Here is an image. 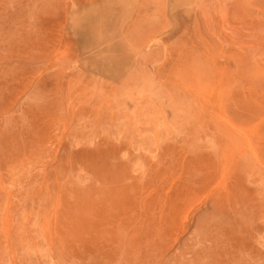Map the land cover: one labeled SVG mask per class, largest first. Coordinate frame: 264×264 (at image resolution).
Returning <instances> with one entry per match:
<instances>
[{
    "label": "rangeland",
    "instance_id": "1",
    "mask_svg": "<svg viewBox=\"0 0 264 264\" xmlns=\"http://www.w3.org/2000/svg\"><path fill=\"white\" fill-rule=\"evenodd\" d=\"M188 1L0 0V264H264V0Z\"/></svg>",
    "mask_w": 264,
    "mask_h": 264
},
{
    "label": "bare ground",
    "instance_id": "2",
    "mask_svg": "<svg viewBox=\"0 0 264 264\" xmlns=\"http://www.w3.org/2000/svg\"><path fill=\"white\" fill-rule=\"evenodd\" d=\"M116 1V0H115ZM176 1H178V0H176ZM188 1V0H187ZM112 2V1H111ZM189 2V1H188ZM189 4V6H190V3H188ZM90 6V5H89ZM110 6L111 5H109V8H110ZM172 6H174V4L172 5ZM191 7V6H190ZM92 8L93 7H91V10H92ZM82 9V8H81ZM94 9V8H93ZM83 10H87V9H83ZM173 11V10H172ZM97 12V11H96ZM95 12V10L93 11V12H91L92 14L93 13H96ZM83 12H81V14H82ZM84 13H86V12H84ZM84 13H83V15H84ZM75 14V13H74ZM77 14V13H76ZM87 14H89V13H87ZM80 15V14H79ZM86 15V14H85ZM76 16V15H75ZM78 17V16H77ZM74 18V20H75V17H73ZM84 19H85V16H84ZM74 23V22H73ZM72 25V24H71ZM72 28V27H71ZM189 87V86H188ZM219 90V89H218ZM218 93V92H217ZM218 97V95H216V98ZM210 103V102H209ZM231 103H232V101H231ZM220 105V104H219ZM221 107H219V109H220ZM188 115V114H187ZM215 115H217V113H215ZM189 116V115H188ZM219 116V115H218ZM177 117V116H176ZM106 125V124H105ZM100 128V127H99ZM111 129H112V127H111ZM102 131V130H101ZM111 131V130H110ZM112 132V131H111ZM20 138V137H19ZM59 182V181H58ZM35 184V183H34ZM52 191V190H51ZM52 197H53V195H52ZM52 200V199H51ZM27 213V212H26ZM41 255V254H40ZM49 256V255H48Z\"/></svg>",
    "mask_w": 264,
    "mask_h": 264
}]
</instances>
